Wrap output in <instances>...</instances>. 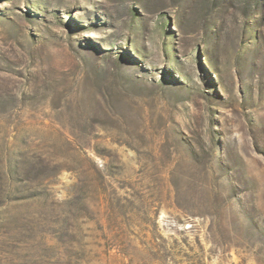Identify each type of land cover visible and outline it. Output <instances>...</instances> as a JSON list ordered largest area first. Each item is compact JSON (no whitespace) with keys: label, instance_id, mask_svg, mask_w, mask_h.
I'll return each mask as SVG.
<instances>
[{"label":"rangeland","instance_id":"1","mask_svg":"<svg viewBox=\"0 0 264 264\" xmlns=\"http://www.w3.org/2000/svg\"><path fill=\"white\" fill-rule=\"evenodd\" d=\"M0 264H264V0H0Z\"/></svg>","mask_w":264,"mask_h":264}]
</instances>
